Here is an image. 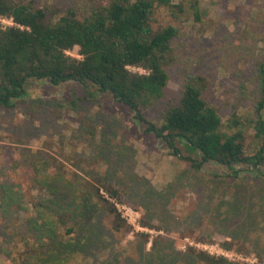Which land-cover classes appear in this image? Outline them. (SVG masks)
<instances>
[{"label":"rangeland","instance_id":"374dc122","mask_svg":"<svg viewBox=\"0 0 264 264\" xmlns=\"http://www.w3.org/2000/svg\"><path fill=\"white\" fill-rule=\"evenodd\" d=\"M91 1L34 0L40 8L64 11L75 7L83 15L89 13ZM200 4L207 11L202 23L195 21L190 9L179 20L165 10L157 15V26L180 29L174 40L178 60L169 68V88L177 97L174 102L179 103L186 80L203 76L210 82L205 98L225 123L234 114L242 122L255 119L254 105L261 97L258 63H264V0H200ZM68 54L81 58L76 50ZM76 95L75 88L70 93L37 94L34 105L41 106L44 101L46 108L34 121L25 116V110L1 111L0 196L16 197L23 204L33 195L51 197L59 205L79 207L81 212L79 186L65 181L64 172L74 170L91 179L104 176L111 164L116 169L111 171L113 185L125 186L127 203H120L138 211L141 223L143 212L134 203H145L150 207L151 223L166 230L150 228L152 238L144 245L135 233L128 237L112 233L108 230L111 219L98 211L82 242L89 263L198 264L183 253L188 247L203 249L207 245L211 252L220 253L219 241L229 237L248 251L228 252L233 261L264 264V183L231 179L224 175L227 170L216 164H207L200 172L194 170L189 163L170 156L161 141L144 134L145 125L139 127L123 106L110 100L78 102L76 110L65 114ZM147 117L158 122L161 113L153 109ZM248 134V149L253 153L259 145L253 131ZM39 175L53 180L43 190L29 191ZM146 191L151 192L146 195ZM14 217L12 208L0 212V244L12 235ZM197 237L213 239L216 244L198 242ZM159 238L163 239L154 249ZM64 251L62 260H69L72 252Z\"/></svg>","mask_w":264,"mask_h":264},{"label":"trees","instance_id":"16d2710c","mask_svg":"<svg viewBox=\"0 0 264 264\" xmlns=\"http://www.w3.org/2000/svg\"><path fill=\"white\" fill-rule=\"evenodd\" d=\"M90 7L83 15L75 7L61 11L40 8L34 0H0V113L25 110V116L34 121L46 108L44 101L34 105L37 94L70 93L75 88L78 95L65 114L76 110L78 102L110 100L123 106L139 127L145 125L144 134L161 141L170 156L194 170L216 164L231 179L264 183V63H258L261 97L254 105L257 118L242 122L234 114L225 123L205 98L210 82L203 76L186 80L179 103L174 102L177 97L169 88V68L178 60L174 40L180 29L156 25L157 15L164 10L179 20L190 9L195 21L202 23L207 11L200 0H92ZM2 19L13 25L3 24ZM75 50L81 58L68 54ZM153 109L161 113L158 122L147 117ZM249 130L259 145L253 153L248 149ZM68 161L76 166L75 161ZM118 162L122 164V160ZM115 170L109 164L104 176L91 179L74 170L64 172L65 181L79 186L81 212L79 207L61 206L51 197L33 195L23 204L16 197L4 199L1 195L0 212L14 210L15 228L0 244V264H91L82 242L98 211L111 219L108 230L128 237L131 227L106 197L126 202L125 186L112 183L111 171ZM44 180L48 182L43 184ZM52 180L49 175H39L28 190H43ZM134 206L143 212V226L166 230L151 223L150 207L145 203ZM136 237L144 245L150 241L146 233ZM160 239L154 241V249ZM196 240L216 244L213 239ZM219 246L227 252L248 253L229 237L221 239ZM62 248L72 252L69 260H62ZM183 253L198 264H243L195 247Z\"/></svg>","mask_w":264,"mask_h":264},{"label":"built area","instance_id":"2783aa9c","mask_svg":"<svg viewBox=\"0 0 264 264\" xmlns=\"http://www.w3.org/2000/svg\"><path fill=\"white\" fill-rule=\"evenodd\" d=\"M1 22L2 23L3 22L4 23L8 22L10 25H13V23L11 21H7L5 19H2ZM138 71L140 72L141 70H138ZM106 197L109 199V201L111 203H113L116 206V208L119 211V213L121 214L122 218L124 220H126L127 223L130 226L133 227L134 230L131 232L132 234H134V233L135 234L146 233V234H149L150 237L152 238V232H153L152 229L142 225V223H141V215H140V213L138 211H135L134 209H132L130 207H127L126 205H122L119 201L109 198L108 195H106ZM191 247H193V246H191ZM195 248H199V246H197V247L195 246ZM203 250L209 252L212 255L223 256V257H226L229 260L233 261V259H232L233 255H230L232 253L229 254L227 251H225L223 249H222L223 251L221 250L220 253H218V252L213 253V252L210 251V247L209 246L204 245L203 246Z\"/></svg>","mask_w":264,"mask_h":264}]
</instances>
